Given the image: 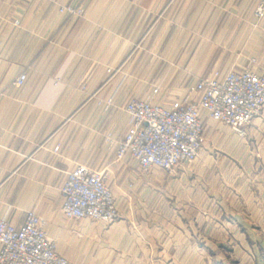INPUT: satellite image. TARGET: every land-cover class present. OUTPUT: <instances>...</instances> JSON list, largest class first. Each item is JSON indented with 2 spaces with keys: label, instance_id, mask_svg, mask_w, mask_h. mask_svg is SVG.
I'll return each mask as SVG.
<instances>
[{
  "label": "crops",
  "instance_id": "0c3cea01",
  "mask_svg": "<svg viewBox=\"0 0 264 264\" xmlns=\"http://www.w3.org/2000/svg\"><path fill=\"white\" fill-rule=\"evenodd\" d=\"M258 1L0 2V217L18 226L34 210L71 264H207L206 250L219 252L225 233L234 234L230 241L244 234L246 246L260 248L261 255L244 263L264 264V106L244 136L203 116L198 160L180 165L172 172L180 177L164 183L151 177L142 183L135 161L116 158L128 124L127 98L165 99L156 81L140 85L120 73L183 75L185 87L168 103L214 69L249 65L264 74V29L253 14ZM64 4L82 6L83 15L60 12ZM220 9L226 10L222 16ZM160 17L164 23L158 24ZM21 72L26 79L16 86ZM109 96L113 106L106 110ZM217 151L227 158H215ZM77 164L106 172L119 207L114 222L77 225L62 214L61 188ZM155 183L164 186L170 211L140 212L126 203ZM179 201L184 211H173L172 202Z\"/></svg>",
  "mask_w": 264,
  "mask_h": 264
},
{
  "label": "built area",
  "instance_id": "2783aa9c",
  "mask_svg": "<svg viewBox=\"0 0 264 264\" xmlns=\"http://www.w3.org/2000/svg\"><path fill=\"white\" fill-rule=\"evenodd\" d=\"M3 0H0L2 2ZM58 10L81 16L82 6L64 4ZM253 14L261 18L264 29V0ZM251 63L254 62L252 58ZM110 71V69H107ZM26 79L21 72L14 80L20 86ZM158 91V87L152 90ZM112 96L103 106H113ZM264 106V76L248 66L214 69L187 86L184 95L169 104L130 96L123 104L128 115L127 129L116 144V158L135 161L143 173L152 170L172 172L184 162L194 161L205 143L203 116L225 124L239 135ZM105 141L111 145L110 132ZM62 214L76 224L84 220L112 223L118 217L112 191L106 184V172L77 164L66 174L62 188ZM0 264H71L58 252L56 242L44 229V219L34 210L26 213L16 226L0 217Z\"/></svg>",
  "mask_w": 264,
  "mask_h": 264
},
{
  "label": "rangeland",
  "instance_id": "374dc122",
  "mask_svg": "<svg viewBox=\"0 0 264 264\" xmlns=\"http://www.w3.org/2000/svg\"><path fill=\"white\" fill-rule=\"evenodd\" d=\"M171 1L172 0H169V3H171ZM174 1H176V0H174ZM169 8H167L165 11H164V9L163 10H159V12H163V11H164V13L166 11H170V12L173 11L174 12V7H172L170 10H169ZM207 11L211 12V10H207ZM217 11H218L217 14L220 13L219 16L224 15V12H226L225 9L216 10V12ZM159 21H158V24H160L163 21L162 17L159 18ZM163 23H164V21H163ZM208 28H209V26H208ZM205 35L207 36V33ZM206 36H205V38H207ZM209 37H210V35H209ZM220 43L223 44V41H221ZM204 45L206 46L207 44H204ZM219 57L218 56L217 57L213 56L212 60H216ZM252 58L254 59V61L256 60V57L255 56L253 57L252 55L248 56V58H247L250 63H251L250 60ZM171 62L175 63L174 59ZM248 67L252 68V66H249V65H248ZM112 71L110 69V71H108V72L110 74L115 73V72H112ZM261 74H263V73H261ZM119 76L121 77L122 80H124L125 78L126 79L127 78L131 79V80H135V79L137 80L138 79L137 81L140 82L139 83L140 85L143 84V82L146 81V80L148 81V83H151V82L154 83L156 81L159 84V86H160V94L158 95L159 98L163 97V96L165 97V99H163L164 101H162V104H164V105L169 104L168 103L169 98L171 96H174V95L178 94L179 92H182V88L185 87L183 82L181 84V78H183V75L180 76V74H176V73H169V72L168 73H165V72L151 73L149 71H143V72L141 71V72H137V73L121 72ZM203 76H205V75L203 74ZM201 77L202 76H200L199 78H201ZM148 86H149V84H147L142 89L143 93L148 91ZM84 87L85 86H82V89H84ZM134 97H137V96H134ZM99 102H100V100H98V104H99ZM112 102H113V100H112ZM203 125L205 126V130H206L207 126L205 125L204 120H203ZM227 127L232 132L237 133L233 129H231L229 126H227ZM240 136H242V135H240ZM211 154H213V153H211ZM227 154L228 153H225V152L223 153L222 151H217V153L213 154V156H215V158H217L220 155H224L227 158V156H228ZM198 158H199V155L194 161H192V162H184L183 164L185 165L187 163H189V164L190 163H195L198 160ZM226 160H228V159H226ZM183 164H181V165H183ZM173 171H175V169ZM172 172H165V171H161V170H152L149 173L141 172L140 173V177L143 180L141 182L142 183L144 181L147 182L148 181L147 178L151 177V178H154L155 181H158L160 183L161 182L164 183V180H166V179L180 177V175L177 176L176 173H172ZM155 174H156V176H155ZM163 187H164L163 185H161V186L160 185H156V183H155V185L154 184H149V185L147 184L145 186L143 185L141 190L137 191V194H135V197H132L130 200L127 199L126 203H129L128 205L131 206V208H134V209H136V210H138L140 212H166V211L168 212L169 209L171 210V206H170L171 203H169L170 208L167 207L168 205L165 203L163 192H161V191H164ZM159 192L162 195V197L159 194ZM113 196H114V193H113ZM114 200H115V198H114ZM115 204H116V202H115ZM172 204H173V206H172L173 207V211H177V212L178 211L181 212L182 210L184 211V207L181 205L180 201L179 202H172ZM214 204H216V203H214V202L212 203L213 208H214ZM210 205H211L210 203L207 204V207L205 209L206 212H209L208 209H209ZM116 208H117V211L119 212V207L117 205H116ZM210 210H212V206H211ZM118 216H119V213H118ZM83 222L80 223V224H77V225H81V224H83ZM232 235H234V234L225 233V234L221 235V238H220L221 239V241H220L221 242V247L219 248V252H218V250L212 251V249L206 250L207 251V256H209V258H210L209 259L210 261L207 264H246V263H244L245 259H251L252 260V258H254V256L256 254H258V256L261 255V250H260V248H257L258 246H255V248H252V247H250V245L249 246L245 245L244 238H243L244 234L237 233L236 234V238L237 239L235 238L236 242L235 241H230V238L233 237ZM253 235L255 236L256 234H253ZM206 237L209 240H211V237L210 236L208 237L207 234H206ZM252 243H254V240H253ZM249 244H250V242H249Z\"/></svg>",
  "mask_w": 264,
  "mask_h": 264
}]
</instances>
